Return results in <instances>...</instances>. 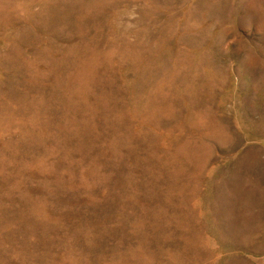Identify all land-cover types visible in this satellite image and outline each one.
<instances>
[{
    "label": "rangeland",
    "instance_id": "obj_1",
    "mask_svg": "<svg viewBox=\"0 0 264 264\" xmlns=\"http://www.w3.org/2000/svg\"><path fill=\"white\" fill-rule=\"evenodd\" d=\"M0 264H264V0H0Z\"/></svg>",
    "mask_w": 264,
    "mask_h": 264
}]
</instances>
